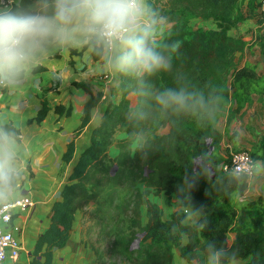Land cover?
Segmentation results:
<instances>
[{
  "label": "trees",
  "instance_id": "16d2710c",
  "mask_svg": "<svg viewBox=\"0 0 264 264\" xmlns=\"http://www.w3.org/2000/svg\"><path fill=\"white\" fill-rule=\"evenodd\" d=\"M237 1L153 0L169 23L165 29L166 42L178 41L180 44L179 52L173 59L172 72L159 73L153 78L157 86H172L176 74L180 73L197 87L214 89L221 96L222 103L233 97L236 106L232 111L250 102L253 95L264 96V71L258 72L256 64L250 61L236 67V52L251 45V39L228 33L236 19H241L240 15L233 16ZM192 18L213 19L216 27H193L189 22ZM255 33H259L258 28ZM83 50L70 49V53H82ZM43 69L45 67L41 66L39 70ZM228 73L231 74L230 83ZM73 83L88 92L89 97L84 102L75 136L66 143L62 153V159L66 162L72 159L75 138L89 122L91 109L101 98V92L92 93L85 82ZM230 88L232 93L229 98ZM130 106L127 82H123L119 99L107 103L102 113L103 122L92 129L90 144L80 152L61 188L60 198L53 202L49 224L37 236L32 264L39 263L38 254L45 256L44 264H53V247L66 244L75 213L89 203L101 206L112 203L113 186L124 184L132 186L131 194L122 197L116 208L120 215L129 217L130 230L120 238L113 237L110 251L122 253L128 264H172L171 246L176 242V233L180 231L188 234L186 249L190 251L189 257L196 256L197 251L206 255L205 242L211 240L217 246L235 252L240 258L250 257L244 264H264V195L260 194L255 199L244 198L247 177L241 173L217 170L212 163L211 175L194 173L198 171L194 159L201 157L202 163H208L219 147L221 132L215 125L201 126L192 118H183L178 122L164 117L144 123L130 121L126 118ZM49 109L47 99L42 98L37 114L29 121L40 122ZM53 109L58 114L69 115L72 106L60 103ZM164 127L167 130L159 132ZM118 131L125 135L116 137ZM136 138L138 142L132 148ZM112 144L117 149L115 154L109 153ZM238 147L241 148L235 146L234 149ZM250 151L253 158L258 157L264 163V138ZM192 179L198 181L193 189L189 186ZM139 182L147 188L135 186ZM149 188L155 194L161 191L174 193L177 205L200 211L199 220L193 224L182 223V209L176 210L170 220L163 219L159 205L147 198ZM259 188L264 191V181ZM237 193L243 197V203L234 198ZM142 204L147 208V221L143 225ZM205 219L208 226L201 231L198 224ZM228 230L235 232L234 241L229 247L226 240ZM140 232L144 234L138 247L130 249V242ZM99 264L109 263L100 260Z\"/></svg>",
  "mask_w": 264,
  "mask_h": 264
},
{
  "label": "clouds",
  "instance_id": "9594fccd",
  "mask_svg": "<svg viewBox=\"0 0 264 264\" xmlns=\"http://www.w3.org/2000/svg\"><path fill=\"white\" fill-rule=\"evenodd\" d=\"M166 24L153 0H0V97L35 89L38 70L58 52L86 49L101 61L112 87L127 82L128 120L192 118L201 126L215 125L222 98L214 89L197 87L180 73L172 86L153 82L159 73L172 72L180 48L178 41L166 42ZM28 107L18 100L13 110L19 115ZM94 113L99 127L103 114ZM21 127V122L0 115V209L24 195L31 143H24L27 136H22ZM194 162V173L212 174L201 157ZM197 182L192 179L189 186L193 189ZM234 198L244 202L239 193ZM207 226V219L198 224L201 231ZM205 252V264H240L235 252L214 241L205 242Z\"/></svg>",
  "mask_w": 264,
  "mask_h": 264
},
{
  "label": "crops",
  "instance_id": "0c3cea01",
  "mask_svg": "<svg viewBox=\"0 0 264 264\" xmlns=\"http://www.w3.org/2000/svg\"><path fill=\"white\" fill-rule=\"evenodd\" d=\"M250 2L252 1H237V3H240L238 13L242 19L232 25L228 32L230 35L235 36L236 34L238 37L249 38L245 35L239 36V32H242L246 28H252L253 30L260 28L259 32L261 34L263 33L264 12H260L258 5L257 16L251 14L250 8L252 7L249 6ZM235 13L234 7L233 16ZM260 18H262L261 22L259 21ZM189 22L193 27H216V22L213 19L196 18L194 22H192V19ZM168 26L169 23L165 26V29H167ZM259 47L260 45L258 44V49ZM42 66H44L45 69L38 71L39 82L35 89L30 90L28 88H23L17 92L15 97H0V115L7 116L13 123L21 122L22 136H27L24 143L27 144L29 141L31 143V152L26 158L28 172L24 175L22 188L24 194L30 195L33 201L26 210L16 213L11 221L12 230L20 245L18 258L13 259L7 257L5 260L0 261V264H32L31 261L34 257L33 249L35 242L39 233L43 232L49 224L51 206L56 199L60 198L61 188L67 181L66 175L70 172L80 152L90 144L91 132L96 126L94 110H99L103 113L108 102H115L120 97V88L117 89L111 86V82L105 73L101 61L99 59H94L86 49H84L82 53L73 54L70 53V49L62 50L50 60L46 61ZM263 71L264 56L258 53V72ZM74 81L85 82L92 93L101 92V98L98 103L92 107L89 122L75 138V149L72 159L66 162L62 159V153L66 148V143L75 136V130L81 121L84 102L89 97V93L82 87L75 85L73 83ZM231 93L232 88H230L229 98L231 97ZM42 98H46L48 101V105L50 106L48 113L40 122L36 120L29 121L30 118H34L37 114L41 106ZM18 100H23L24 103L29 105L27 110L19 115L13 110L15 102ZM60 103L65 106H72L69 115L58 114L54 111L53 107ZM235 104L236 102L234 105ZM258 116H260V123L258 124L263 123L264 96L259 95ZM216 128L222 134L224 133L222 136V143L224 144V128ZM166 130L167 127H164L161 128L159 132H164ZM259 131L260 129H258V132ZM124 135V132H116L115 136L119 137ZM227 144L230 143L227 142ZM232 145H234V142ZM111 148L114 149L113 152H111ZM116 151V147L112 144L109 148V152L115 154ZM256 160L257 170L254 175L255 177H257V173H262L261 168H259L260 159L256 158ZM30 171L32 172L31 176H29ZM263 181L264 179H257L255 183L253 182L251 185L250 180H248L247 187L243 192V197L246 199H255L260 194L264 195V191L259 188V185ZM137 184L140 189L147 188L141 182ZM147 198L159 205L163 219L170 220L173 213L179 209H182L184 212V217L181 220L184 224H193L198 221L201 216L200 211L194 207L177 205V197L174 193H165L161 191L155 194L152 189L149 188ZM140 209L141 213L144 212V219L147 221L146 205L142 204ZM76 214L77 212L75 213L66 244L63 247H53V264H96V255L92 248L88 244L81 242V237L78 236ZM176 234V242L171 246L172 264H199V260H201V264H205L206 256L199 251H197L198 254L196 256L189 257L190 251L186 249V244L189 240L188 234L184 231H180ZM200 238L202 240V237ZM234 238L235 233L232 230H228L226 232L228 247L232 245ZM37 258L39 259L38 264H44V255L38 254ZM249 258L250 257L240 258V264L246 263Z\"/></svg>",
  "mask_w": 264,
  "mask_h": 264
},
{
  "label": "rangeland",
  "instance_id": "374dc122",
  "mask_svg": "<svg viewBox=\"0 0 264 264\" xmlns=\"http://www.w3.org/2000/svg\"><path fill=\"white\" fill-rule=\"evenodd\" d=\"M249 1H252L250 2L249 5L250 7H252L250 8L251 14L257 16L258 14L257 10L260 0H249ZM239 9H240V3H237L235 6V11H236V13L234 14L235 17L239 16L238 13ZM241 19H236V22H239ZM195 20L196 18H192V22H194ZM166 25H168V23ZM259 33L256 34L255 30H253L252 28H246L242 32L241 31L239 32V36L245 35L251 39V45H248V47H245L242 51L236 52L235 54L236 67L241 66L245 60H249L254 62L258 69V53L263 54L264 51V30L262 34ZM235 37L238 36H236L235 34ZM258 44L260 45L259 49H258ZM228 75H229L228 77L230 83L231 74L228 73ZM232 99L233 97H231L230 100L223 102L220 105L219 122L215 124V127L224 128L225 141L223 144L221 137V141L215 155L211 156L210 161L207 163L209 168L211 166L210 164L212 163L217 170H220L221 161L229 156L230 151L233 150L235 146L241 145L242 146V147L240 146L241 148L251 149L252 146H258L262 138H264V121L263 123L258 124L260 123L259 121L260 116H258V96L253 95L252 100L250 102L244 103L237 111H232L236 106V104L234 105L235 103L233 101L234 99L233 100ZM258 129H260L259 132ZM120 132L121 131H118L117 133ZM229 134H231L232 136L230 137ZM137 142L138 139L136 138L133 144L131 145L132 148L137 144ZM210 142H211L210 139H208L207 140L208 145H210ZM227 142H229L230 144H227ZM233 142L234 145H232ZM113 150L114 149L111 148V152H113ZM263 164L264 163L262 159H260L259 168H261L262 173L261 174L257 173V177L254 176L252 179H250L251 185L253 182L255 183L257 179L258 180L264 179ZM210 169L212 170V168ZM31 175L32 174H30L29 172V176ZM137 185L138 184L136 183L135 186ZM131 188L132 186L128 184H124L120 186L115 185L112 188V196H113L112 203L105 204V206L97 205L96 203H89L83 209L77 211L76 220H77V227L79 233L78 236L81 237V242L88 244L92 248L93 252L96 255V264H99L100 260H104L106 263L109 264H128V261L126 260V258L122 253L111 252L110 248L114 236L120 238L126 235L130 230L129 217L124 214L120 215L116 208V204H118L122 200V197L130 196L132 190ZM20 212L22 211H19L18 213ZM141 214H142L141 223L143 225L145 224L146 219H144L145 218L144 212H142ZM139 231L140 230H138V232ZM173 234L174 232L171 233V235ZM137 237H140V239L142 238V236L139 235ZM138 242L136 241L130 242L129 248L134 250L135 248L138 247Z\"/></svg>",
  "mask_w": 264,
  "mask_h": 264
},
{
  "label": "built area",
  "instance_id": "2783aa9c",
  "mask_svg": "<svg viewBox=\"0 0 264 264\" xmlns=\"http://www.w3.org/2000/svg\"><path fill=\"white\" fill-rule=\"evenodd\" d=\"M260 12H264V0L259 2ZM257 161L253 158L250 149L238 148L230 151L227 160L222 161L220 169L225 172L244 174L250 180L256 174ZM32 197L24 194L16 204H7L4 209H0L3 213L0 216V261L5 260L7 257L16 259L20 253L19 241L14 235L11 227L13 216L19 211L26 210L32 204ZM10 209V211H9Z\"/></svg>",
  "mask_w": 264,
  "mask_h": 264
},
{
  "label": "water",
  "instance_id": "95a60500",
  "mask_svg": "<svg viewBox=\"0 0 264 264\" xmlns=\"http://www.w3.org/2000/svg\"><path fill=\"white\" fill-rule=\"evenodd\" d=\"M115 167H116V166H115ZM143 234H144V232H140V233H138L139 236H142ZM139 239H140V237H137L134 241L138 242Z\"/></svg>",
  "mask_w": 264,
  "mask_h": 264
}]
</instances>
